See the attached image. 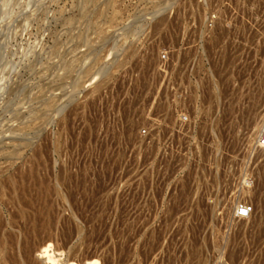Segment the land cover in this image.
<instances>
[{
	"label": "rangeland",
	"instance_id": "rangeland-1",
	"mask_svg": "<svg viewBox=\"0 0 264 264\" xmlns=\"http://www.w3.org/2000/svg\"><path fill=\"white\" fill-rule=\"evenodd\" d=\"M263 129L264 0H0V264H264Z\"/></svg>",
	"mask_w": 264,
	"mask_h": 264
},
{
	"label": "built area",
	"instance_id": "built-area-1",
	"mask_svg": "<svg viewBox=\"0 0 264 264\" xmlns=\"http://www.w3.org/2000/svg\"><path fill=\"white\" fill-rule=\"evenodd\" d=\"M116 46H117L116 43H114L112 45V47H116ZM118 53H119V51H118ZM175 60H176L175 51H174L173 46H171V44L164 46L158 52V64H159L160 70L163 72H165V70L167 68H168V71L172 70L175 67V65L177 64V63H175ZM182 89L183 90L181 91V93L179 95L173 93L171 96L173 98L175 96V97H183V98L191 99L196 94L198 96V98L201 99V94H199V92L197 90H192V88L189 89V86H187V85L183 86ZM144 132H146V130H144ZM262 141L264 143V139ZM251 211H252V206L249 205L247 202L240 204V208H239L238 212L241 214L242 217H246V216L248 217L249 213Z\"/></svg>",
	"mask_w": 264,
	"mask_h": 264
},
{
	"label": "bare ground",
	"instance_id": "bare-ground-1",
	"mask_svg": "<svg viewBox=\"0 0 264 264\" xmlns=\"http://www.w3.org/2000/svg\"><path fill=\"white\" fill-rule=\"evenodd\" d=\"M115 20V18L113 19ZM68 75V74H67ZM64 83V82H63ZM96 87H100L101 86V83L98 82L96 83L95 85ZM264 139V129L262 131V133L260 134V136L256 139V143H255V146L260 149V150H264V143H263V140ZM244 206V205H243ZM239 208H240V203L239 205L236 206V210H235V218L238 219V220H242V221H246V220H249L252 216V214L254 213V208L252 206V211L249 213V216L248 218H243L241 216V214L238 212L239 211ZM60 256V255H57L56 253H51L48 255V258L47 259V263H44V264H59V259H57V257ZM62 256V255H61Z\"/></svg>",
	"mask_w": 264,
	"mask_h": 264
}]
</instances>
